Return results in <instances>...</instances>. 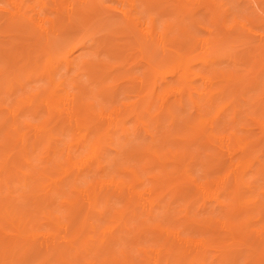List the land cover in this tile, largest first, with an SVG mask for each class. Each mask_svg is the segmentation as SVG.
I'll return each instance as SVG.
<instances>
[{
    "label": "bare ground",
    "instance_id": "1",
    "mask_svg": "<svg viewBox=\"0 0 264 264\" xmlns=\"http://www.w3.org/2000/svg\"><path fill=\"white\" fill-rule=\"evenodd\" d=\"M0 264H264V0H0Z\"/></svg>",
    "mask_w": 264,
    "mask_h": 264
}]
</instances>
